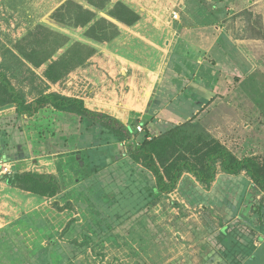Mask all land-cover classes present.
<instances>
[{"label": "rangeland", "instance_id": "rangeland-1", "mask_svg": "<svg viewBox=\"0 0 264 264\" xmlns=\"http://www.w3.org/2000/svg\"><path fill=\"white\" fill-rule=\"evenodd\" d=\"M182 1L0 0V72L27 104L48 93L80 99L130 129L132 144L194 116L189 132L209 134L237 158H253L264 174L261 42L248 48L247 74L217 76L212 104L197 109L155 100L172 70L180 72L173 14ZM125 10L145 24L126 26L113 17L126 19ZM244 14L243 36L261 40V14ZM102 29L117 35L95 40L103 39ZM77 45L95 52L48 81L47 67ZM177 76L174 84L183 79ZM0 104V264L264 263V195L245 172L227 175L217 164L210 184L183 172L171 193L153 192V176L131 160L113 128L49 106L31 118L17 116L1 86ZM160 109L167 114L155 120ZM177 155L158 162L165 180ZM13 172L51 176L59 190L43 197L9 186Z\"/></svg>", "mask_w": 264, "mask_h": 264}, {"label": "trees", "instance_id": "trees-1", "mask_svg": "<svg viewBox=\"0 0 264 264\" xmlns=\"http://www.w3.org/2000/svg\"><path fill=\"white\" fill-rule=\"evenodd\" d=\"M125 12L124 14L128 13L129 15L126 19L124 17H113L123 22L126 26H131L138 21L139 17L135 13L129 10H125ZM100 33L103 39H95L100 42H108L117 35V31H115L107 37V31L104 29ZM60 46H62V42L58 44L57 48ZM94 52L92 48L77 45L72 50L67 51L58 61L47 67L45 78L51 82L58 81L61 77L70 73L74 68L90 58ZM44 61L45 58L32 64L38 66ZM0 86L7 95L8 103L14 105L17 116L31 118L41 109L49 106L58 112L87 117L105 128L110 127V130L114 129L115 131L112 132H115L119 136V141H126L131 160L137 163L140 162L142 167L153 176V192L156 191L161 194L171 193L175 189L177 181L183 172L192 174L199 183L204 185L210 184L215 178L218 164L220 172L227 175L237 176L241 172H245L253 185L264 195V174L260 172L253 158H237L230 150L209 134L204 132L200 134L195 131L189 132L187 128L193 125L192 118L194 116L186 122L174 125L173 128L163 133L150 135L147 131L140 143L132 144L129 139L130 129H127L126 126L114 118L90 111L80 99L57 93H48L27 104L17 94L2 72H0ZM169 152L182 155H177V158L168 164L167 180H165L158 162L166 157ZM6 183L13 187L20 186L26 192L43 197H53L59 190L53 177H43L36 173L13 172L12 177H7ZM252 210L254 212V209ZM73 222L74 220H70L64 227V231L68 230ZM256 259L257 257H255ZM255 260L254 262H257ZM258 263L264 264L262 260L258 261Z\"/></svg>", "mask_w": 264, "mask_h": 264}, {"label": "crops", "instance_id": "crops-1", "mask_svg": "<svg viewBox=\"0 0 264 264\" xmlns=\"http://www.w3.org/2000/svg\"><path fill=\"white\" fill-rule=\"evenodd\" d=\"M255 1L183 0L182 4H178L180 12L174 20L177 21L174 48L179 52L180 72L172 70V81L169 77L168 85L159 89L155 100L170 107L198 105L197 109H202L208 102L213 103L216 96L214 89L220 90L217 76L247 74L249 68L253 67L248 48L261 42V54L264 53V36L261 40L257 36H243L245 28H248L247 19L242 17L245 11L261 14L264 34V0H261L260 6ZM144 20L142 16L137 24H145ZM129 29L125 26L121 34ZM176 76L183 78L175 82L179 87L177 90L174 84ZM154 113L157 116L155 120L159 121L161 116L167 114L163 109L155 110Z\"/></svg>", "mask_w": 264, "mask_h": 264}, {"label": "built area", "instance_id": "built-area-1", "mask_svg": "<svg viewBox=\"0 0 264 264\" xmlns=\"http://www.w3.org/2000/svg\"><path fill=\"white\" fill-rule=\"evenodd\" d=\"M173 17H174V19H177V18H178L177 14H175V13L173 14ZM140 126H141V125H140ZM137 130H138V131H141L140 127H137Z\"/></svg>", "mask_w": 264, "mask_h": 264}, {"label": "water", "instance_id": "water-1", "mask_svg": "<svg viewBox=\"0 0 264 264\" xmlns=\"http://www.w3.org/2000/svg\"><path fill=\"white\" fill-rule=\"evenodd\" d=\"M12 170H14V167L12 168Z\"/></svg>", "mask_w": 264, "mask_h": 264}]
</instances>
